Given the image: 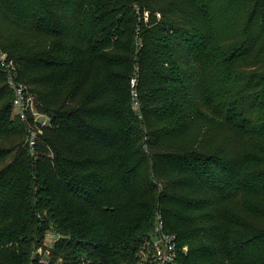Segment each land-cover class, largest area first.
Returning a JSON list of instances; mask_svg holds the SVG:
<instances>
[{
	"label": "trees",
	"instance_id": "obj_1",
	"mask_svg": "<svg viewBox=\"0 0 264 264\" xmlns=\"http://www.w3.org/2000/svg\"><path fill=\"white\" fill-rule=\"evenodd\" d=\"M0 50L52 117L32 153L0 65V264H145L158 213L264 264V0H0Z\"/></svg>",
	"mask_w": 264,
	"mask_h": 264
},
{
	"label": "built area",
	"instance_id": "obj_2",
	"mask_svg": "<svg viewBox=\"0 0 264 264\" xmlns=\"http://www.w3.org/2000/svg\"><path fill=\"white\" fill-rule=\"evenodd\" d=\"M0 65L8 77L10 88L14 92L15 117L17 116L26 124L28 130L27 144L32 153H35L36 146L41 141L43 130L52 124L51 118L39 111L35 98L31 97L24 84L18 81L16 65L2 50H0ZM130 87L132 108L137 113V116L142 119L139 96V67L136 68V72L130 80ZM156 221L155 232L151 239L148 240V246L154 253V259L151 264H174L178 255L177 237L165 232L161 213L157 214Z\"/></svg>",
	"mask_w": 264,
	"mask_h": 264
},
{
	"label": "rangeland",
	"instance_id": "obj_3",
	"mask_svg": "<svg viewBox=\"0 0 264 264\" xmlns=\"http://www.w3.org/2000/svg\"><path fill=\"white\" fill-rule=\"evenodd\" d=\"M135 12H136V15H137V18H138V21L139 22H141L142 20L146 23V22H148V20H149V13H144L142 10H141V8L139 7V6H135ZM139 30V29H138ZM137 30V36H138V33H139V31ZM139 42H140V39L138 38V44H139ZM139 47L140 46H138L137 48V51L139 50ZM136 68H137V66H135L134 67V71H133V74H132V76L134 75V73L136 72ZM132 78V77H131ZM15 112V111H14ZM14 112H13V118H15V114H14ZM48 118L50 117L51 118V121H52V117H51V115H46ZM49 152H50V154H53V152L52 151H50L49 150ZM56 241V236H55V234H53V233H50L49 235H48V237H47V241H46V243H47V245H49V246H52L53 244H54V242ZM148 241L146 242V244L144 245V247L141 249V260H142V262H144L145 264H151L152 263V261H153V259H154V253H153V251L149 248V246H148ZM187 248H186V251H185V248H184V251L185 252H187ZM35 254H39V255H43V249H39V250H37L36 252H35ZM45 257V256H44ZM177 257H178V255H177ZM42 261H46V259L45 258H43V260ZM46 264H48L49 263V261H46L45 262ZM175 263H176V261H175ZM174 263V264H175Z\"/></svg>",
	"mask_w": 264,
	"mask_h": 264
}]
</instances>
